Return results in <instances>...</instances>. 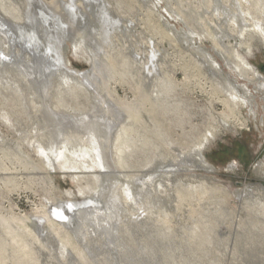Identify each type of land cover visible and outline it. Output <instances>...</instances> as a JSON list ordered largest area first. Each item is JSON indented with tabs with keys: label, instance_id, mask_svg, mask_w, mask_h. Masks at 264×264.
Segmentation results:
<instances>
[{
	"label": "rangeland",
	"instance_id": "374dc122",
	"mask_svg": "<svg viewBox=\"0 0 264 264\" xmlns=\"http://www.w3.org/2000/svg\"><path fill=\"white\" fill-rule=\"evenodd\" d=\"M25 1L0 0V14L7 20L19 21ZM105 1L110 13L120 18L111 38L112 49L120 54L115 58L110 84L94 89H99L98 94L110 103L111 109L125 110L121 102L113 99L133 105L145 77L138 70L137 58L144 69L152 56L168 80L155 95L139 99L142 109L138 112L139 123L134 126L136 132L131 135L134 143L126 145L121 155L124 166L113 155L111 168L106 172L96 169L84 173L81 169L76 173L64 169L55 157H51L53 167L47 166L35 150L38 144L27 140H32L35 132L30 133L31 137L23 136L21 129L30 125L38 107L53 109L72 120L100 117L101 111L95 107L97 92L60 74L51 80L50 95L41 98L30 94L22 77L6 75L0 67V215L9 223L13 218L27 219L36 232V218L44 206L55 202L84 206L85 201L98 199L105 202L117 196L110 193V185L113 189L119 184V198L127 204L120 210L123 223L115 231L126 255L121 263L264 264V169L255 168L264 160V39L255 26H264V0ZM56 10L57 7L55 13ZM92 21L87 19L86 25ZM246 24L252 26L242 39ZM78 35V41H66L62 57L70 69L86 71L91 67L87 36L84 34L85 40ZM211 36L220 41L216 43ZM220 42L249 60L262 77L260 83L244 81L231 70ZM23 53L21 60L25 57L26 70L38 76L46 69L34 55ZM207 54L216 64L210 63ZM13 59L8 61L10 69L19 71L21 65L13 67ZM201 59L204 65L199 63ZM210 66L217 68L223 81L230 80L236 87L246 84L254 94L251 106L242 109L240 122L226 125L219 119L221 113L228 112L224 103L227 97L213 78ZM251 107L256 114L250 111ZM132 111L128 109L127 113L132 115ZM134 117L129 116L128 123ZM36 140L42 142L40 137ZM202 142V154L210 169L192 160L194 147ZM86 160L95 161L88 157ZM99 202L98 205L102 201ZM137 216L141 217L136 219ZM101 221H94L93 230L109 228L108 223ZM41 223L47 226L44 221ZM76 224L73 221L71 227ZM94 237V244L89 241L82 245L99 247L103 239L100 234ZM76 238L72 235L77 243L79 237ZM43 243L50 249L41 250L38 244L42 251L40 264H68L62 259L65 251H70L77 261L75 253L69 247V251L64 249L58 237ZM102 253L92 254L98 264L106 261ZM84 256L90 261L88 254ZM88 262L85 260L84 264Z\"/></svg>",
	"mask_w": 264,
	"mask_h": 264
},
{
	"label": "bare ground",
	"instance_id": "6f19581e",
	"mask_svg": "<svg viewBox=\"0 0 264 264\" xmlns=\"http://www.w3.org/2000/svg\"><path fill=\"white\" fill-rule=\"evenodd\" d=\"M78 1H80V4H77V0H54L51 3H46L42 0H26L24 10L20 11V19L18 17L19 21L8 20L10 23L18 27L13 30L14 35L11 31L3 29L5 26L2 20L5 18L0 14V36L3 34V38L0 37V55L7 59L14 57L16 61L13 62V67L18 64L21 65L19 71L16 69H14L16 71H13V69H10V63L8 61L0 59V67H3V72L6 75H12L15 78L22 77L31 92L30 94L37 95L41 98L50 95V91L52 90L51 80L60 76V74H62L63 78L68 81L75 80L80 82L81 85L89 91L97 92V102L95 107L97 110L100 109V117L94 119L92 116H89L90 118L86 117L81 120H72L66 118L67 115L62 116L64 115L62 114L60 116V114L54 112L53 109L48 111V109L46 110L44 107H38L30 125H28L26 129L24 128L25 130L21 129V135L24 136L27 134L31 137L33 134L30 135V133L35 132L36 135L34 134L35 137L32 139L33 141L26 139L31 141V144H38L35 147V150L41 155L43 162L48 164L47 166L53 167L54 162L51 157H55L64 169H71V171H75L76 173L78 170L81 171V169H84V173H89L96 169H100L101 172H106L107 169L111 168L110 161L112 160L113 155H117L119 157L118 163L124 166L122 160L123 157L121 155H123L126 145L133 146L134 143V139L131 135L136 132L135 129L137 128L134 129V126L139 123L137 121L139 118L138 112L142 109L139 99L145 96L150 97L155 95L168 79L158 70V65L154 62V56L150 58V61L145 65L144 69L138 65L137 58L136 65L139 66L138 70L145 74L144 81L142 82L144 86L138 88V98H136L133 105L130 106L127 102L116 97L113 100L121 102V107L126 109H111L109 107L110 103H107L105 98L98 94L99 89L95 90L94 88H98L102 84L103 86H108L109 79H112L114 74V61L120 52L118 53L115 49H112L111 38L112 34L117 32L116 28L117 26L119 27L120 18L114 17L110 13L105 0ZM56 7L57 10L55 13L54 10ZM87 19H94L95 23L92 21L91 25H86ZM245 26L246 28L242 27L243 32H241L240 35L242 39L252 25L250 26L246 24ZM255 26L259 29L264 39V26L259 23L255 24ZM84 34H86L87 40L84 37ZM76 35L83 36L86 40L85 42H87L86 44H88L87 50L91 67L86 71H75L70 69L62 57L64 49L63 43L71 39H73L74 42L78 41ZM15 38H17L19 42L21 40L22 43L20 42L19 44H16L14 42ZM211 38L216 43L220 41L213 36H211ZM74 44L76 47V43ZM243 44H245V42H242V45ZM26 45H30L36 50V52H29V55H34L38 61L45 64L44 67H46V69H43V71L41 70L39 73L37 72L38 76L32 73V71L30 72L26 70V66L24 65L26 62H23L25 57L23 58V61L21 60L24 54L23 52H27L24 51V49H28V46ZM220 45L223 49L222 53L226 56V61L234 73L244 81L250 83L261 81V75L249 63V60L245 56L241 55L235 48V50L232 48V51L230 50V52L228 46L222 42H220ZM15 48H18V53H16L17 49ZM207 56H209V54H207ZM208 58L212 65L216 64L210 56ZM199 63L204 65V60L201 59ZM38 64L40 65L41 63H37V65ZM205 64L208 65L206 60ZM42 66L43 65H41V67ZM210 68L214 75L213 78L220 83V86H222L224 94L227 97L224 103L228 108V112L221 113L222 116H219V119L221 117V120L226 125H230L232 121L240 122L242 109L245 106H251V100L253 99L254 94L246 84H242L241 87H236L231 84L230 80L225 79L223 81V77L218 74L217 68L214 66H210ZM223 83H225L226 88H224ZM128 109H131V111L133 110L132 112H134V114H128ZM254 109L255 108L251 107L250 111L256 114ZM134 115L135 120L128 123V117ZM217 125L219 126V124ZM37 137H40L42 142L36 140ZM206 138L207 136L205 139ZM204 145V142H202L199 146L196 145L194 147L196 153L192 160L194 159V161H198L204 168L210 169L211 167L205 161L202 154ZM182 155L184 154L181 153V156L179 157L182 158ZM86 157L91 160L95 159V161L86 162ZM91 162L93 164H91ZM255 168L257 171H263L264 160L257 164V167ZM112 188L113 189H111L110 185V190H112L110 193L113 195L114 192L115 194L117 193L115 198L110 197L105 202L98 199L100 202L102 201L101 204L103 203L104 206L101 204L98 205L97 203L99 201L97 199L96 201L98 202H95V200L85 201L84 206H81L82 203L78 205L77 203H69L66 206L65 203L61 202H55L50 206H44L40 211V216L36 218L38 229L36 232L30 228L27 219L18 220L13 218V222L9 223L4 216L0 215V264H40V251L43 249H50V247L43 243V240L50 239L52 242L53 236L60 239V244H62L64 249L69 247L75 253L74 256L77 261L74 260V257L72 259V256L69 253L70 251L68 250L69 248H66L69 251V254L66 251L61 253L62 259L68 264H84L85 260L87 263L89 260L84 256L87 254L88 257L90 256L91 258L88 264L94 263L96 258L93 257L92 254L97 253L95 255L100 256L102 252L105 253L106 261H103L100 264H111L113 262L125 264L123 261L121 263L122 258L124 259L126 256L122 248L123 245L122 243H119V238L115 235V231L118 230L116 226L119 225V223H123L120 216L122 211L120 210H122V207L127 204L123 203L119 198L120 185L118 184L115 187L112 186ZM108 193L109 191L107 194ZM133 203L136 204L135 200H133ZM138 203L140 204V202ZM144 213L142 216H144ZM140 217L141 216H137L136 219ZM102 219L108 223L107 226H109V228H102L103 226L101 227L100 225L102 228L101 230H93V225L95 224L94 221L97 222ZM107 219L113 220L111 222L112 224L110 221L108 222ZM41 221H44L47 226L43 225ZM73 221H77V224L72 228L71 225L73 224ZM11 223H14V225ZM100 224H103L102 221ZM46 230L48 231L46 232ZM71 234L73 237H79L77 243L73 241ZM99 234L103 239V243H101L99 247L95 245L96 247L94 246L93 249H91L88 245L87 247L82 245V243L84 244L89 241H92L94 244L93 240H97L94 235L96 236ZM38 244L40 245L41 250H39ZM48 245L50 244L48 243ZM66 254L68 255L65 256ZM51 255L53 254L51 253ZM51 261L53 260L51 259Z\"/></svg>",
	"mask_w": 264,
	"mask_h": 264
},
{
	"label": "water",
	"instance_id": "95a60500",
	"mask_svg": "<svg viewBox=\"0 0 264 264\" xmlns=\"http://www.w3.org/2000/svg\"><path fill=\"white\" fill-rule=\"evenodd\" d=\"M2 19H3V18H2ZM2 22H4L3 24H4V26H5L3 29L8 30V31H11L12 34L14 33L13 30H15V28H16V29L18 28V27H16V25L10 23V22H9L8 20H6V19H3ZM13 35H14V34H13ZM14 42H15L16 44H19L20 42L22 43V41L20 40V42H19V40H18L17 38L14 39ZM65 44H66V42L63 43V46H65ZM26 46H28V45H26ZM24 51H27V52H30V53H32V52H36V50H35L34 48H32V46H30V45L28 46V49L26 48V49H24ZM31 51H32V52H31ZM0 59H2V60H6V61H9V59L4 58V56H2V55H0ZM261 184L264 186V181H261Z\"/></svg>",
	"mask_w": 264,
	"mask_h": 264
}]
</instances>
